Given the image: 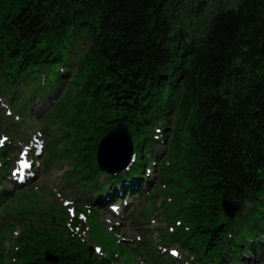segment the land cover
Instances as JSON below:
<instances>
[{"label": "trees", "instance_id": "16d2710c", "mask_svg": "<svg viewBox=\"0 0 264 264\" xmlns=\"http://www.w3.org/2000/svg\"><path fill=\"white\" fill-rule=\"evenodd\" d=\"M19 1L23 5L6 27L17 40L15 49L0 65L6 82L12 84L2 95L8 106L24 112L29 105L26 90L13 95L20 83L40 97L60 92L73 66L77 67L70 61L72 45L86 39L102 60L103 76L91 75L88 94L96 113L109 114L104 120L109 125L106 131L120 120L132 127L133 137L148 133L164 120L170 104L175 106L173 113L177 110L179 131L180 118L190 106L196 109L197 122L188 131L197 141L194 162L199 167L191 178L197 184L213 182L210 189L219 199L212 207L216 212L202 209L194 214L201 225L177 235L181 248L189 244L199 263L228 264L224 256L217 259L227 243L246 249L252 233L263 234L264 216L258 210H248L244 216L241 209L231 220L223 214L221 201L247 197L259 208L264 206L260 202L264 196V0H238L235 6L220 1L213 5L211 0ZM193 19L207 26L189 40L183 23ZM176 137L173 150L179 149ZM89 140L87 157L94 167L99 140ZM50 155L55 158L60 151ZM147 165L144 159L133 171L140 174ZM160 168L168 167L163 162ZM93 171L90 177L100 175L97 167ZM87 177L82 173L77 181ZM58 259L31 264H73Z\"/></svg>", "mask_w": 264, "mask_h": 264}, {"label": "rangeland", "instance_id": "374dc122", "mask_svg": "<svg viewBox=\"0 0 264 264\" xmlns=\"http://www.w3.org/2000/svg\"><path fill=\"white\" fill-rule=\"evenodd\" d=\"M211 1L213 5L220 1L235 6L238 0ZM22 5L19 0H0V48L12 44L13 38L1 32V28ZM199 22L200 19L184 21L189 40L200 31L205 32L207 24L200 25ZM81 43L74 57L84 62L75 60L77 67L72 71L67 87L52 99V104L33 101L39 109L34 112H30V104L24 112L0 107V140H3L0 149L18 152L14 165L18 166L20 161H28L30 165L21 175L27 178L24 185L0 205V218H6V223L0 219V264L12 261L15 251L23 246L24 255L33 252L42 258L75 255L67 260L73 264H91L90 261L100 264L95 258L113 264H191L186 260L194 253L188 247L178 248L181 242L177 235L185 228L201 225L194 214L202 209L205 213L216 212L212 207L219 199L210 189L213 182L204 180L197 184L191 178L198 173L199 167L194 162L198 157L195 155L197 141L185 128L196 124V109L190 106L180 120L182 129L176 137L179 149H172L171 136L166 140L162 138L163 143L157 149V153L162 154L161 162L169 155L171 157L169 175L154 168V183L146 194L124 195L118 189L114 195L107 196L113 200L110 207L101 206L99 203L104 202L102 199L107 194L101 198L91 190L81 193L79 184L74 183L80 173L91 174V161L87 157L92 143L89 139L104 125L97 118L95 105L88 94L92 87L89 84L91 75L103 76L100 71L102 60L95 47L84 39ZM171 132V129L165 130L160 136H168ZM66 139L68 147H80L77 157L75 153L55 158L48 155L54 143L64 146ZM78 168L81 170L76 172ZM154 188L158 195L151 198L149 194ZM125 203L128 206L123 210H114ZM131 212L134 216H129ZM68 228L73 234L62 244H55L69 231ZM238 229L236 227L235 233ZM63 246L69 250L64 251ZM173 252L177 254L173 255ZM238 264H264V251L258 249L246 262Z\"/></svg>", "mask_w": 264, "mask_h": 264}, {"label": "water", "instance_id": "95a60500", "mask_svg": "<svg viewBox=\"0 0 264 264\" xmlns=\"http://www.w3.org/2000/svg\"><path fill=\"white\" fill-rule=\"evenodd\" d=\"M129 134L124 124H119L114 130L108 132L101 140L97 149V162L106 171L114 173L118 169L116 163L120 164L121 169L126 168L131 161L132 145ZM110 160V163L107 159ZM115 163V164H114ZM110 164V165H108ZM222 208L231 217L237 208L234 204L223 201ZM233 217V216H232Z\"/></svg>", "mask_w": 264, "mask_h": 264}, {"label": "bare ground", "instance_id": "6f19581e", "mask_svg": "<svg viewBox=\"0 0 264 264\" xmlns=\"http://www.w3.org/2000/svg\"><path fill=\"white\" fill-rule=\"evenodd\" d=\"M132 151H134V150H132ZM111 203H113V200H112L111 198L107 197V198L104 200V202H100L99 204H100L101 206H110ZM126 205H128V204H122V205H120V209H123Z\"/></svg>", "mask_w": 264, "mask_h": 264}, {"label": "snow or ice", "instance_id": "6c2138e0", "mask_svg": "<svg viewBox=\"0 0 264 264\" xmlns=\"http://www.w3.org/2000/svg\"><path fill=\"white\" fill-rule=\"evenodd\" d=\"M6 139V138H5ZM3 143V140H0V144H2ZM28 165L27 164H25L24 162H21V167H27ZM115 210V209H114ZM97 251H99V249H97ZM173 255H176L177 253H175V252H173L172 253Z\"/></svg>", "mask_w": 264, "mask_h": 264}]
</instances>
